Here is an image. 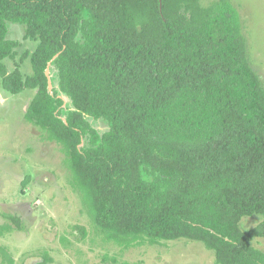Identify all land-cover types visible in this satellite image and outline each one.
<instances>
[{
    "label": "trees",
    "instance_id": "trees-1",
    "mask_svg": "<svg viewBox=\"0 0 264 264\" xmlns=\"http://www.w3.org/2000/svg\"><path fill=\"white\" fill-rule=\"evenodd\" d=\"M8 22L36 42L12 71L4 59L20 42ZM0 78L11 94L35 90L24 117L62 146L107 240L187 238L211 249L214 264H264L251 244L264 239V87L230 0H0ZM59 93L72 105L64 118ZM253 214L261 220L242 230Z\"/></svg>",
    "mask_w": 264,
    "mask_h": 264
},
{
    "label": "rangeland",
    "instance_id": "rangeland-1",
    "mask_svg": "<svg viewBox=\"0 0 264 264\" xmlns=\"http://www.w3.org/2000/svg\"><path fill=\"white\" fill-rule=\"evenodd\" d=\"M215 0H200L207 6ZM239 13L247 59L264 87V0H230ZM7 37L18 40L15 59H5L9 71L25 50L36 42L24 38L25 27L8 22ZM25 77L31 73L29 59L20 63ZM49 88H58L56 70L47 68ZM35 90L18 94L4 90L0 78V264H214V252L203 242L187 238L128 247L107 240L96 227L72 184L62 146L24 117ZM63 118L72 109L63 96ZM102 134L108 130L103 119L87 117ZM86 139L82 146H86ZM19 218L21 227L7 217ZM260 215L241 217L239 226L248 230ZM83 228V231H82ZM251 244L264 252V239Z\"/></svg>",
    "mask_w": 264,
    "mask_h": 264
},
{
    "label": "water",
    "instance_id": "water-1",
    "mask_svg": "<svg viewBox=\"0 0 264 264\" xmlns=\"http://www.w3.org/2000/svg\"><path fill=\"white\" fill-rule=\"evenodd\" d=\"M50 65V63L48 64V66ZM48 68V67H47ZM46 74H47V69H46ZM48 75V74H47ZM48 83H49V77H48ZM49 85H50V83H49Z\"/></svg>",
    "mask_w": 264,
    "mask_h": 264
},
{
    "label": "crops",
    "instance_id": "crops-1",
    "mask_svg": "<svg viewBox=\"0 0 264 264\" xmlns=\"http://www.w3.org/2000/svg\"><path fill=\"white\" fill-rule=\"evenodd\" d=\"M4 62H5V59H4ZM32 98V97H31ZM28 104H29V102H28ZM28 106V105H27Z\"/></svg>",
    "mask_w": 264,
    "mask_h": 264
}]
</instances>
